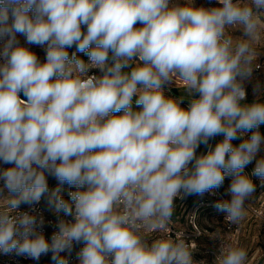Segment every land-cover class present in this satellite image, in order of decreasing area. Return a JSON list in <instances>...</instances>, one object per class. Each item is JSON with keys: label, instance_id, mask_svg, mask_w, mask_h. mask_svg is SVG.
I'll use <instances>...</instances> for the list:
<instances>
[{"label": "clouds", "instance_id": "obj_1", "mask_svg": "<svg viewBox=\"0 0 264 264\" xmlns=\"http://www.w3.org/2000/svg\"><path fill=\"white\" fill-rule=\"evenodd\" d=\"M216 5L0 0V253L68 264L82 244L79 264H203L169 234L175 201L226 177L230 199L213 206L232 225L246 219L252 177L264 185V86L251 103L245 87L264 51V0ZM42 199L58 214L50 239L43 217L18 211ZM248 257L223 244L215 264Z\"/></svg>", "mask_w": 264, "mask_h": 264}, {"label": "rangeland", "instance_id": "obj_2", "mask_svg": "<svg viewBox=\"0 0 264 264\" xmlns=\"http://www.w3.org/2000/svg\"><path fill=\"white\" fill-rule=\"evenodd\" d=\"M174 2L182 3L183 0H174ZM195 5L204 7L217 6L216 0H195ZM241 34L242 33L238 30L232 33L234 36H239ZM18 39L21 44H24L25 40L23 36H18ZM30 47L38 58L43 61L45 58L44 50L37 46ZM260 47L264 49V44ZM260 60H264V51H262L257 58V61ZM88 74L92 75L99 73L96 69H90ZM257 82L264 86V70L259 73L253 71L252 80L245 82L247 91L246 102L251 103L256 99L253 94V89ZM173 87L177 88L178 86L173 85L171 88ZM259 157H264V147H262L258 153V158ZM254 164L255 161L249 164L245 168V172L250 174ZM252 179L256 184V190L253 197L245 202L247 206L246 219L239 225H232L226 222L225 213L218 212L213 206L218 200L230 199L227 189L230 185L231 178H228L221 186L223 191H221L220 188L217 189L222 195V198L220 196L218 197L214 190L204 193L203 195H196L200 203L192 207L189 206L187 197L184 200H180L179 198L176 199L175 214L169 226L177 233H182L185 241L192 245L194 249L193 259L195 261L203 262V264H215V259L221 246L223 244L236 243L247 249L249 253L247 264H264V224L261 219L255 217L251 211L252 208L259 209L263 206L264 185L260 183L257 177H252ZM58 185L61 184H59L56 179L49 177V188L51 190ZM2 203L3 201H0V204ZM46 207L50 209L47 204ZM198 209L199 211L196 212ZM193 221L197 228L194 227ZM173 238H175V236ZM74 264H79V262L77 261Z\"/></svg>", "mask_w": 264, "mask_h": 264}, {"label": "built area", "instance_id": "obj_3", "mask_svg": "<svg viewBox=\"0 0 264 264\" xmlns=\"http://www.w3.org/2000/svg\"><path fill=\"white\" fill-rule=\"evenodd\" d=\"M256 62H257L256 64L258 65V67H255L254 71L256 73H259L262 70H264V60H260V61H256ZM262 147H264V146H262ZM226 178H230V177H226ZM56 188L61 189L60 194L63 195L65 198H68V193H69V191L72 190V189H66V188H62V187H58V186L53 188L52 190H55ZM214 192L217 194L218 197L220 196L222 198V195L218 192L217 189H215ZM18 211L32 212L34 215L37 216L38 219L40 217H43V219L45 221L44 234H45L46 238L50 239L53 231H55V225H56L57 220H58V214L55 213L54 210L48 209L46 207V202L44 199H42L40 203L32 205V206H29L26 204L20 205ZM251 211L254 214V216L261 219V221L264 224V203H263V206L261 208H259V209L252 208ZM59 215L62 216L63 214L61 213ZM67 219H71V217H67ZM194 220H195V216H194ZM193 225L195 228H197L194 221H193ZM169 229H170L169 234L174 237L175 234H177V232L170 226H169ZM82 246H83L82 244L81 245H75L73 248V251L71 252L70 255L62 254V255H67L68 264H74L78 261L77 260V253L79 252V250ZM73 253H75V254H73ZM48 257H51V254H49L48 256H42L40 258V260L37 262V261L31 260L29 258L23 257V256H17L15 253H11L8 255H4V254L0 253V264H37V263H41L42 261H45Z\"/></svg>", "mask_w": 264, "mask_h": 264}, {"label": "trees", "instance_id": "obj_4", "mask_svg": "<svg viewBox=\"0 0 264 264\" xmlns=\"http://www.w3.org/2000/svg\"><path fill=\"white\" fill-rule=\"evenodd\" d=\"M137 26H139V25H137ZM73 51H75V49H69V52L70 53L73 52ZM80 55H82V54H80ZM83 58L85 60H87V57L86 56H83ZM168 94L171 95V96H173V97H177V98H179L181 95H183L182 91L180 89L176 88V87H173V88L168 89ZM21 95L23 97V94L22 93H21ZM187 104H188V97L185 95L182 106L183 107H186ZM260 131H261V134L264 135V125H262L260 127ZM221 139H222V137H216L215 139L211 140L209 143L214 146ZM233 143L234 144H239L240 143V140H234ZM206 151H207V149L203 145H201L200 148L197 150V155H199L201 153H206ZM227 179L228 178H225L224 182ZM58 187H62V188H66V189H71L69 187V185H67V184L58 185ZM220 190L223 191V189L221 187H220ZM187 201H188L189 206H191V207L192 206H195L197 203H200V200L198 201V196L196 197V195L188 196L187 197ZM198 211H199V209L196 212H198ZM73 254H75V253H73ZM37 264H54V262L51 260V257H48L45 261H42L41 263H37Z\"/></svg>", "mask_w": 264, "mask_h": 264}]
</instances>
